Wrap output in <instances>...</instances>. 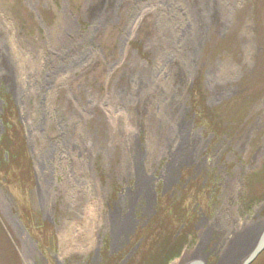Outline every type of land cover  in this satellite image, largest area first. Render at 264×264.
Segmentation results:
<instances>
[{"label":"rangeland","instance_id":"rangeland-1","mask_svg":"<svg viewBox=\"0 0 264 264\" xmlns=\"http://www.w3.org/2000/svg\"><path fill=\"white\" fill-rule=\"evenodd\" d=\"M106 1L0 0L12 78L23 91L19 97L0 66V264H186L193 254L203 256L202 264H224L230 253L231 264H241L264 230V0H238L236 31L234 21L235 32L211 36L207 64L187 82L185 120L202 140L192 147L186 129V147L154 140L153 122L167 112L154 99L139 111L133 101L113 97L128 57L154 64L146 45L153 19L141 16L125 41L121 19L98 28L93 23ZM67 21L81 34L97 30L99 46L82 64L59 72L37 127L33 69L47 73L50 46L62 39ZM247 39L254 50H243ZM226 60L238 74L217 95L208 83V62ZM86 90L96 99L86 102ZM58 110L74 115L72 122L60 126L52 116ZM68 124L73 141L62 142ZM132 138L140 175L126 159ZM128 191L136 194L132 208L147 210L138 212L137 234L123 246L126 231L118 221L112 230L108 203ZM251 264H264V251Z\"/></svg>","mask_w":264,"mask_h":264},{"label":"bare ground","instance_id":"bare-ground-1","mask_svg":"<svg viewBox=\"0 0 264 264\" xmlns=\"http://www.w3.org/2000/svg\"><path fill=\"white\" fill-rule=\"evenodd\" d=\"M94 2L96 0H89V3L94 4ZM237 3L238 0H107L106 6H103L101 10L99 9V12L95 15L93 23L97 25V28L111 20L121 19L125 26L124 28H126L125 35L122 37L125 41L130 34L132 25L141 16H151L153 19V28L150 34L147 35L146 45L147 50L151 53L154 64L148 67L145 64H141L138 58L128 57L126 62L130 63V67L124 68L118 75L116 87L112 94L113 97L122 103L133 101L134 104H137L136 108L139 111H145L146 104L152 99H154L158 107L167 111L166 115L162 116L156 124L153 122V132L151 133L155 141H159L163 145L171 144L172 141H184L183 146L186 147L188 140H184L185 135L182 134L185 131L184 129H186L191 132L188 138L192 142L190 147L195 142L200 145L199 142L202 141L201 136H196L185 120V104L182 98L186 92L187 82L194 74L196 68L199 65L204 66L207 64L204 61V50L211 36L226 31H233L232 26L238 10ZM121 11L126 13L125 17L121 16ZM236 28L235 21V31ZM62 32V39L60 41H52L50 46L51 56L49 55L47 62L52 65L48 68L47 75H43V70H41L40 66L39 68L34 66L36 69H33L35 70V92L39 97L37 103L38 116L34 118L36 126L38 125L37 127L41 126V123H38L42 117L41 114L48 112L45 109L47 95L55 87L54 80H56L59 72L65 71L69 66L76 67L82 64L86 58L97 52L95 48L99 46L97 30L95 29L81 34L77 31L75 22L67 21L66 26L62 28ZM3 36L4 29L0 23V50H3L0 53V66L6 67V72L12 80V87L17 91L19 97H22L23 91L19 80L17 81L12 78L16 71L14 70V63L8 48L6 49ZM255 47V42H252L250 39L244 40L243 50L251 51ZM227 61L225 64L221 62L218 64L208 62V83L214 86L213 88L217 95L225 93L223 86H225L226 82L233 80L234 76L238 74L239 68L234 61ZM51 75L54 76L52 77ZM161 76L164 78L163 81L161 80ZM129 86L132 87L133 91L129 90ZM148 90H152L153 93H148ZM85 93L87 94L86 102L95 98L94 94L92 95L88 90ZM84 106L86 107L87 105L84 104ZM53 112L52 116H54L60 126L65 125L63 120L72 122V119L75 117L74 115L69 116L72 117L71 119L65 117L63 114L64 110ZM71 126L67 129L68 135L66 136L64 133L62 142L73 141ZM137 141L135 138L130 139V148L128 149L126 159L129 162L135 161V171L140 175L141 170L137 162L141 157L139 156L140 152ZM180 155L181 158H184V153L181 152ZM44 176L46 177V175ZM142 180L145 183L150 181L148 178H142ZM143 186L148 188L147 184ZM142 193L145 195L146 192L143 191ZM234 247L233 251L238 250L236 246ZM234 256H231V253L227 255L224 259V264H231V259L233 260ZM193 259H197L196 262H202L203 256L198 254L190 255L186 264H194L192 263Z\"/></svg>","mask_w":264,"mask_h":264},{"label":"flooded vegetation","instance_id":"flooded-vegetation-1","mask_svg":"<svg viewBox=\"0 0 264 264\" xmlns=\"http://www.w3.org/2000/svg\"><path fill=\"white\" fill-rule=\"evenodd\" d=\"M166 172H167V170H166ZM176 173L179 175V177H181V175H180L181 172L180 171L176 170ZM161 176H163V174ZM152 178L156 179L154 174H153ZM179 181H180V179L178 180V182ZM148 183H150V182H148ZM156 190H157V188L155 187V189H154V197H153V200H154L153 204H157L156 200L158 199V194L156 193ZM131 193L132 192L128 191V195L119 194V196H118L119 199L117 201L113 200L112 202L108 203L109 207H108V216H107V218L109 219V223H111L112 230H113V228H116V226L117 227L119 226L118 223H117V221H118L119 224L122 225V228L125 229L124 231H126V233L124 232L125 233L124 234V242L125 243L123 244V246H125V244H127V242L128 243L130 242L132 236L134 237L137 234V231H136V229H137L136 216H139V214H140L138 212H142V211H146L147 210V209H144V207H145L144 205H142L144 210L142 208H140L142 210H140L138 212H137L136 209L132 208V206H133L132 203L134 202L133 200H134L135 197H134V194L133 193L131 194ZM143 197L146 198L145 196H143ZM143 201L147 204V206H149V204H150L149 199L148 200L145 199ZM125 202L128 204L127 208H125L126 207V205L124 204ZM147 206H146V208H148ZM125 224L128 225V226H126ZM123 225H124L125 228L123 227ZM105 235H106V233L104 234V236ZM129 235H131V237H129ZM110 237H112L113 239L116 238V237H114V234L112 233V231L110 232ZM112 238H111V241H114ZM110 246H111V244H110Z\"/></svg>","mask_w":264,"mask_h":264},{"label":"water","instance_id":"water-1","mask_svg":"<svg viewBox=\"0 0 264 264\" xmlns=\"http://www.w3.org/2000/svg\"><path fill=\"white\" fill-rule=\"evenodd\" d=\"M250 254L248 257L241 262V264H251L261 252L264 251V230L260 237L256 240L255 244L253 245V248L250 249ZM194 264H202L201 262H194Z\"/></svg>","mask_w":264,"mask_h":264}]
</instances>
